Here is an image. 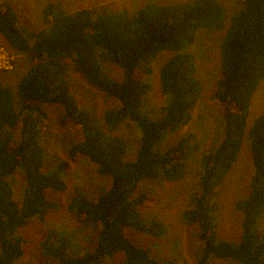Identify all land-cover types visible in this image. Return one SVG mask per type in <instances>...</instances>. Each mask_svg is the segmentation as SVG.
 <instances>
[{
  "label": "trees",
  "instance_id": "16d2710c",
  "mask_svg": "<svg viewBox=\"0 0 264 264\" xmlns=\"http://www.w3.org/2000/svg\"><path fill=\"white\" fill-rule=\"evenodd\" d=\"M241 2L242 8L229 18L221 43L215 96L222 106L224 137L214 150L201 156L199 189L182 215L184 223L197 225V235L203 241L198 264H209L218 256L238 264H264V233L255 230L264 209V113L249 129L255 174L252 193L237 203L244 212L242 236L238 242L223 240L213 230L215 206L211 200L239 157L251 99L264 78V0ZM44 16L50 25L28 37L19 26L13 5L0 1V34L32 62L16 90L1 81L0 69V264H15L23 255L19 228L36 217L46 222L47 209L56 205L47 200L46 190H66L69 160L82 157L90 158L100 174L112 179L109 189L94 200L80 188L71 189L69 208L78 222L99 228L97 242L91 251L74 256L69 253L68 237L49 229L41 244L44 255L57 264H101L106 257L123 252L126 264H178L174 259L161 262L150 249L134 244L124 228L131 226L157 238L167 233L162 221H142L137 206L150 205L157 196L152 192L136 194L137 184L146 178L177 181L184 177L187 162L195 153V134L183 135L165 151L157 146L167 133L191 120L202 84L196 75V56L186 48L195 41L200 27H225L221 3L148 2L132 14L104 8H82L70 14L49 3ZM164 50L174 52L160 69L167 104L165 114L153 119L141 110L143 98L151 89L143 74L152 72L151 59ZM104 60L122 68V80L107 73ZM64 62L73 64L107 96L119 100L118 108L105 112V127L96 114L78 105L64 77ZM45 103L62 105L61 124L73 126L81 134V140L69 148V160H60L51 171L45 166L42 144L48 127ZM124 120L132 121L141 133L134 160L125 159V140L112 132ZM17 171L26 179L20 204L14 199L11 183Z\"/></svg>",
  "mask_w": 264,
  "mask_h": 264
},
{
  "label": "rangeland",
  "instance_id": "374dc122",
  "mask_svg": "<svg viewBox=\"0 0 264 264\" xmlns=\"http://www.w3.org/2000/svg\"><path fill=\"white\" fill-rule=\"evenodd\" d=\"M8 2L16 10L19 26L28 37L32 33L47 28L50 22L44 16L49 3H55L65 13H75L82 8H92L97 11H126L132 14L136 9L148 2L160 4H181L191 0H0ZM224 9L227 23L225 27L207 29L200 27L196 32L195 41L186 50L196 56L197 77L202 84V91L196 105L192 109L191 120L183 127L167 133L159 142L157 149L165 151L173 146L187 133L196 136V149L188 160L184 177L177 181L146 178L137 184L136 194L152 192L157 201L148 205H138L137 210L142 221L150 223L154 220L167 225V233L157 238L131 226L124 228L125 235L137 246L148 248L154 257L161 262L174 259L178 264H198L202 257L203 241L199 239L196 224L187 225L182 219L183 212L190 206L191 196L199 189L201 174L200 159L207 152L214 150L224 137L222 106L215 96L217 80L221 65V43L226 26L232 14L242 8L241 0H217ZM174 54L169 50L161 51L151 59L152 72L143 74V80L151 85L148 94L143 98L141 110L146 116L158 119L165 114L167 97L162 93L160 69ZM64 77L76 98L78 105L92 111L105 127L104 115L109 109L120 106L118 99L109 97L105 92L93 86L73 64L65 63ZM32 62L28 55L19 52L6 42L0 34V69L1 81L16 90L18 81L27 73ZM107 73L114 79H123V70L117 64L104 60ZM48 114V127L44 130L42 144L44 147V163L51 171L60 160H69L68 151L73 143L81 140L80 131L70 125L61 124L64 108L57 103H45ZM264 113V78L251 99L247 117L246 133L240 154L232 169L227 173L218 193L211 200L213 207V230L220 239L238 242L242 236L244 212L237 207L252 193V179L255 174L251 139L249 129L256 117ZM111 131V130H108ZM124 138L126 143L125 159L134 160L138 154L141 141L139 128L129 120L121 122L113 131ZM17 141H20V129L15 130ZM70 161V171L65 177L67 189L58 191L46 190V198L56 205L47 209L46 222L38 217L31 219L18 233L24 239L23 255L15 264H57L52 257L43 253L41 244L47 237L49 229H54L66 235L71 243V255H83L91 251L98 239L99 228L78 222L70 210L71 189L80 188L90 199H97L107 191L112 179L98 171L96 163L88 157ZM12 177V178H11ZM11 183L14 199L17 204L23 200L26 179L22 171L12 175ZM258 234L264 233V209L255 226ZM101 264H126L123 252L106 257ZM209 264H238L223 257H214Z\"/></svg>",
  "mask_w": 264,
  "mask_h": 264
}]
</instances>
